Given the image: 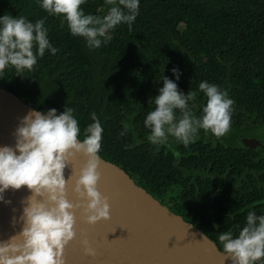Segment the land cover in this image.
<instances>
[{
  "label": "clouds",
  "instance_id": "1",
  "mask_svg": "<svg viewBox=\"0 0 264 264\" xmlns=\"http://www.w3.org/2000/svg\"><path fill=\"white\" fill-rule=\"evenodd\" d=\"M86 0H40V7L48 16L61 17L73 36L82 37L86 46L98 49L111 39L109 33L121 24L131 30L139 14L140 0H104L103 16L85 14ZM45 20L34 23L24 16H0V77L14 68L16 75L34 73L38 58L46 51L55 55L59 50L48 38ZM176 80L180 70L172 69ZM199 91L206 97L202 115L197 116L190 102L197 100L196 91L181 92L178 85L163 76V87L149 103L155 105L147 113L144 127L149 130L147 140L159 150L168 146L170 138L188 147L199 133H210L217 140L231 131L235 101L228 91L214 83L202 81ZM92 123L83 132L71 107L58 113L51 108L30 110L13 132L14 146H0V201L8 190L26 188L28 195L19 218L12 227L19 230L7 239H0V264H66L65 248L77 237V212L89 224L109 219L108 197L100 191V170L103 127L95 112ZM129 125H124L125 134ZM83 134V139L81 135ZM179 158L180 153L174 152ZM83 157V163L73 161ZM71 164L67 178L65 169ZM71 181V185H70ZM70 191L75 199H70ZM11 203V201H6ZM223 262L231 264H264V214L249 211L246 223L235 235L231 231L218 236ZM84 252L95 256L96 250L85 237Z\"/></svg>",
  "mask_w": 264,
  "mask_h": 264
},
{
  "label": "trees",
  "instance_id": "2",
  "mask_svg": "<svg viewBox=\"0 0 264 264\" xmlns=\"http://www.w3.org/2000/svg\"><path fill=\"white\" fill-rule=\"evenodd\" d=\"M87 3L94 9L88 10ZM81 7L85 14L107 11L104 0H86ZM5 14L33 23L46 18L48 38L59 51L38 58L34 73L20 76L6 69L0 85L39 111L71 107L82 132L95 112L103 127L100 156L152 191L154 162L169 160L158 159L137 141L136 127L143 119L138 122L128 107L143 109V93L155 96L152 81L163 85V76L176 78L172 69L178 68L179 85L186 89L225 80L233 95L254 97L255 107L264 108V0H140L131 30L121 24L109 33L107 44L91 50L66 23L61 26V17L48 16L40 0H0V16ZM126 124L129 130L122 135Z\"/></svg>",
  "mask_w": 264,
  "mask_h": 264
},
{
  "label": "flooded vegetation",
  "instance_id": "3",
  "mask_svg": "<svg viewBox=\"0 0 264 264\" xmlns=\"http://www.w3.org/2000/svg\"><path fill=\"white\" fill-rule=\"evenodd\" d=\"M172 80L185 94L190 90L197 92V100L190 102V106L195 115H202L206 104L204 94L190 84L186 89L176 78ZM224 81L216 85L228 91L235 105L231 131L219 140L201 130L199 138L188 147L172 138L168 146H161L159 150L148 142L149 130L144 127V120L155 107L149 101L163 87L161 81H152L156 86L155 96L143 93L140 102L143 109L138 110L140 105L133 106V103L128 105L131 113L139 117L138 122L143 119L134 137L139 143H145L146 149L158 159L169 160L154 162L153 191L146 183L134 179L163 205L200 229L220 250V233L231 231L234 236L238 235L249 211L264 214V108L255 107L254 97L233 95L230 82ZM174 152L180 153L179 158ZM165 177L169 181L164 183Z\"/></svg>",
  "mask_w": 264,
  "mask_h": 264
},
{
  "label": "water",
  "instance_id": "4",
  "mask_svg": "<svg viewBox=\"0 0 264 264\" xmlns=\"http://www.w3.org/2000/svg\"><path fill=\"white\" fill-rule=\"evenodd\" d=\"M33 109L38 110L0 85V146H14L15 128ZM83 160L79 157L73 166ZM100 170L99 187L108 197L110 217L89 224L77 212V237L65 248L66 264H231L223 262L222 250L207 235L163 205L122 167L101 157ZM71 172L69 164L65 177ZM28 195L26 188L4 194L0 239L19 230L20 225L13 228L11 221L19 218ZM69 198L75 199L71 191ZM85 237L96 250L94 257L84 252Z\"/></svg>",
  "mask_w": 264,
  "mask_h": 264
},
{
  "label": "rangeland",
  "instance_id": "5",
  "mask_svg": "<svg viewBox=\"0 0 264 264\" xmlns=\"http://www.w3.org/2000/svg\"><path fill=\"white\" fill-rule=\"evenodd\" d=\"M86 8L88 10H93L94 9V5L92 3H87Z\"/></svg>",
  "mask_w": 264,
  "mask_h": 264
}]
</instances>
